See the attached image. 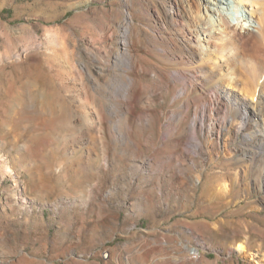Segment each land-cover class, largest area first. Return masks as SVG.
Masks as SVG:
<instances>
[{
  "label": "rangeland",
  "instance_id": "rangeland-1",
  "mask_svg": "<svg viewBox=\"0 0 264 264\" xmlns=\"http://www.w3.org/2000/svg\"><path fill=\"white\" fill-rule=\"evenodd\" d=\"M173 2L0 0V264H264V79L183 71ZM128 17L136 74L119 55ZM174 70L195 80L186 97ZM189 100L190 120L206 107L225 122L218 137L190 146L189 120L169 133Z\"/></svg>",
  "mask_w": 264,
  "mask_h": 264
},
{
  "label": "bare ground",
  "instance_id": "bare-ground-1",
  "mask_svg": "<svg viewBox=\"0 0 264 264\" xmlns=\"http://www.w3.org/2000/svg\"><path fill=\"white\" fill-rule=\"evenodd\" d=\"M173 9L171 12H166L165 18L168 22L170 36L174 38L172 41L179 43L177 47L180 48L184 57H187L185 62H180L183 71L186 67V69L192 68L195 63L199 62L198 70L201 76L205 78L206 82L210 83L213 78L209 76V73L212 71L213 66L219 64L217 63L219 61L227 69L228 67L232 70L240 69L249 75V77L239 81L244 86L258 85V82L260 83L264 79V0H203V7L192 2V0H175ZM124 28L125 38L122 42L124 49L119 55L123 54L125 58L127 57L129 71L136 74L138 65L132 53L133 43L130 35L133 32L134 22L131 17L127 18ZM218 66L220 67V65ZM128 79L129 88L127 89L130 90L128 99L131 100L133 93L131 95L130 93L138 85V79L131 76ZM164 79L167 85H173V87L181 85L177 94L179 97H186L188 95L187 89L195 86V80L191 72L174 70L168 72ZM230 86L228 84L227 87H224L226 92L221 94L225 97L228 106L235 107L242 113V129L239 132L250 129L253 127L250 123L252 104L249 105L242 100H237L238 95L236 94L231 96L232 92L230 90L232 88ZM186 103L181 107L184 111L172 114V123L170 122L171 124L169 123L167 126L169 133L177 134L184 121L189 120L184 136L188 139L187 143L190 146H195L191 144L192 141L202 144L200 140L201 133L206 138L218 137L220 133L216 130V127L219 126L218 128L221 131L226 125L225 122L217 124V120L211 115L207 116L206 107L200 113L195 110L193 118L190 120L187 112L193 108V103L190 100ZM207 104L215 106L217 103L209 99ZM109 108L113 112V109ZM130 108L132 109V105H130ZM118 110L116 111L118 112ZM96 114L99 124L102 125L103 119H101L98 112ZM232 119H230L231 122L234 121V118ZM139 121V125L143 128L144 123L140 119ZM245 139L247 141L252 140L249 135H245ZM177 146L181 145L177 142ZM190 252L191 257L195 259L198 257L194 250Z\"/></svg>",
  "mask_w": 264,
  "mask_h": 264
}]
</instances>
